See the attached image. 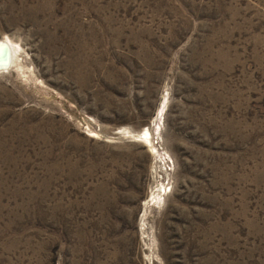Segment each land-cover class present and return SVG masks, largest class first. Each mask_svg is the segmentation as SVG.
Returning <instances> with one entry per match:
<instances>
[{
    "label": "rangeland",
    "instance_id": "1",
    "mask_svg": "<svg viewBox=\"0 0 264 264\" xmlns=\"http://www.w3.org/2000/svg\"><path fill=\"white\" fill-rule=\"evenodd\" d=\"M5 37L0 264H264V0H0Z\"/></svg>",
    "mask_w": 264,
    "mask_h": 264
},
{
    "label": "bare ground",
    "instance_id": "2",
    "mask_svg": "<svg viewBox=\"0 0 264 264\" xmlns=\"http://www.w3.org/2000/svg\"><path fill=\"white\" fill-rule=\"evenodd\" d=\"M15 51H16V48L8 37L2 38L0 40V68L7 65V63L9 64V62L12 59H14V57L12 58V54L15 55L14 54ZM12 62H13V60H12ZM87 130L89 133H92L93 135H95L96 138L102 137L100 133L89 129V127ZM143 131L134 133L133 131L126 129V130H123L122 132H120V134H121V136L124 135L126 138L131 139V140H138V141H143L145 143H148V145L153 149V146L149 140L150 132H149L148 128H146L145 132H143ZM110 138H112V137H110Z\"/></svg>",
    "mask_w": 264,
    "mask_h": 264
}]
</instances>
